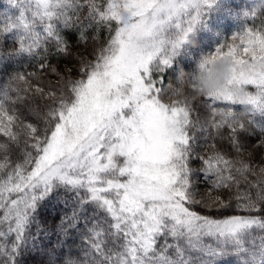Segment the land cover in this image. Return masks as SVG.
I'll use <instances>...</instances> for the list:
<instances>
[{"label":"snow or ice","instance_id":"1","mask_svg":"<svg viewBox=\"0 0 264 264\" xmlns=\"http://www.w3.org/2000/svg\"><path fill=\"white\" fill-rule=\"evenodd\" d=\"M7 3L18 14L0 20V62L38 55L50 40L65 52L62 32L83 25L85 8L87 26L105 29L108 37L93 49L92 60L81 59L80 78L67 81V93L63 88L59 95L46 92L22 73L12 75L0 92V133L7 137L0 150L21 140L24 144L21 162L12 165L7 155L0 161L3 264H19V257L33 253L42 257L41 264H57L61 257L62 264H264V167L256 173L241 158L242 135L258 127L264 137V123L254 118L264 115V25L246 28L232 43L204 55L194 71L177 70L180 87L169 88L181 99L165 102L164 74L174 69L178 50L211 0ZM256 8L264 12V0L253 6L252 16ZM5 40L16 47L5 51ZM224 56L233 67L223 88L197 94L196 72L208 58ZM185 84L195 95L184 94ZM21 92L47 96L46 111L31 110L43 121L42 130L11 106L24 100ZM197 96L208 111L204 120L192 115L191 101ZM209 129L214 137L228 140L237 158L219 150L195 155L196 133L207 139ZM193 158L202 161L199 169L191 167ZM197 171L211 181L206 198L196 199ZM233 172L245 181L247 172L257 176L250 184L257 189L255 197L251 192L235 197L236 209L244 214L216 218L194 210L196 205L217 212L229 209L230 203L211 193L234 184L239 188ZM61 197L65 204L71 202L72 212L57 226L65 237L60 243L75 244L71 232H78L80 257H73L71 248L67 254L63 247L59 254L49 251L31 233L42 204Z\"/></svg>","mask_w":264,"mask_h":264},{"label":"trees","instance_id":"2","mask_svg":"<svg viewBox=\"0 0 264 264\" xmlns=\"http://www.w3.org/2000/svg\"><path fill=\"white\" fill-rule=\"evenodd\" d=\"M259 3L260 0L253 4H247L243 0H211V3L205 6L206 10L201 14V18L194 27L193 32L189 34L188 40L178 50V55L174 58V69L164 74V83L169 80H176L177 70L194 71L199 60L204 55L214 52L221 45L232 43L233 37L243 32L244 29L259 30L264 25V12L256 8V15H251L253 6ZM247 11L250 13L248 17L245 15ZM85 13L86 8L81 12L82 26L71 30H63L62 34L67 41V50L65 52L58 51L55 42L50 40L46 45L42 46L38 55H21L14 60L5 59L0 62V79L7 72L11 63L22 61L26 74H32L29 76L36 80L37 83L59 91L61 88L67 91V81L80 78L81 59L92 60L94 58L92 55L93 49L101 46L108 37V32L105 29L101 28L97 32L94 28L87 26L88 22L84 20ZM17 14L18 9L15 6L7 3V0H0V20L5 17H14ZM82 32L83 35L81 34ZM93 37H96V39L94 40ZM2 47L6 51L16 47V44L11 40H5ZM225 50L227 49L225 48ZM41 64H44L45 67L41 68ZM45 101L47 99H41L37 95L30 98L27 102L32 110L34 109L42 114L47 110ZM233 107L236 110H240L242 106L234 105ZM33 117L37 120L34 115ZM254 118L258 123H264V115L257 113ZM37 122L39 124L43 123L41 120H37ZM209 130L207 139L204 138L205 134L200 133L199 135V133H196V156H206L212 151L219 150L226 157L237 158V154L228 140L214 137L212 130ZM222 132L225 136L227 135V129L222 130ZM262 138L264 137H262L258 127L253 129V134L241 136L244 144L241 158L250 163L256 173H259L260 168L264 167V147H259ZM202 142L206 144L201 146V150L200 148L197 149ZM212 145H215V148ZM14 156L17 157L18 155L14 154ZM233 175L239 181V188L234 184L231 189H218L211 193L213 198L219 195L226 203H230L231 207L229 209L217 212L215 209L209 211L200 205H196L194 210L202 214H210L216 218L232 214H244L236 209L235 197L238 192H251L253 197H255L257 189L251 188L250 184L256 182L257 176L253 175L252 172H247L245 173L247 181H245L243 176L235 172H233ZM204 185L207 189L196 190V199L207 197L211 181L208 180ZM71 212V204L66 205L63 202V197L49 200L39 208L31 233L33 235L38 234L40 241L49 251L55 249L56 254H59L61 247H63L64 253L67 254L69 248H71L72 256L79 257L80 250L76 247L80 243L79 233L76 231L71 232V238L76 242L75 244H72L70 240L68 243L61 245L60 242L65 237L59 233L57 227L61 218L65 215H71ZM260 215H264V213ZM82 229L83 225L81 224ZM18 261L19 264H41L42 257L34 253L25 254L19 257ZM57 264H62V257L61 260L57 261Z\"/></svg>","mask_w":264,"mask_h":264},{"label":"rangeland","instance_id":"3","mask_svg":"<svg viewBox=\"0 0 264 264\" xmlns=\"http://www.w3.org/2000/svg\"><path fill=\"white\" fill-rule=\"evenodd\" d=\"M243 1L247 4H253V3H256L258 0H243ZM15 73H22L26 77L29 78L30 83H32L33 85H35L37 87L44 88L46 92L55 91L57 93V95H59V92H60L59 90L43 86V85L37 83L36 80H33L28 74H26L22 61H16L14 63H11L8 66L7 72H5L3 77L0 79V92H2L6 88V86H8L12 75H14ZM169 85H171L173 88H179L180 87V85L177 83L176 80H169L168 82H165L163 85L164 88L166 89L164 97H163L165 102H168V101L173 100V99H176V100L181 99L180 96H173L172 95V90H171V88H169ZM183 91H184V94L189 96V97L195 95L191 91V89L188 87L187 84H185L183 86ZM65 93H67V91H65ZM31 94H32V92H29L28 95L25 96V94L23 92H21L20 95L24 97V100L23 101H17L15 105H11V106L15 107L20 113H22L26 117L27 122L37 124L42 130L44 127V123L39 124L37 122V120L33 117V114L31 111L32 110L31 106L27 102L30 99ZM9 95L11 96V98L13 100L16 99V93L14 91L10 90ZM44 98L47 99V96H45ZM48 102L51 103L50 101H48ZM191 103L193 106V113H192L193 118L195 119V118L199 117L201 120H204L205 117L208 115V111L203 106V98L197 96L196 99L191 101ZM209 132H210V130H209ZM197 133H199V135H200L201 132L198 131ZM202 134L204 135V133H202ZM6 142H7V137H4L3 134L0 133V143H6ZM205 144H206L205 142H202L201 145L199 147H197V149L200 148V150H201V146H204ZM14 154H17L18 156L15 157ZM23 154H24V144H23V140H21L19 145L9 144L7 151L0 150V161L3 160L5 155H7L9 158V162L12 165H14L15 163L21 162L23 160ZM197 156H199V155H197ZM201 166H202V161L200 159H198V158L192 159V161H191V167L192 168L199 169ZM194 180L196 181V185H195V189H194L195 192H196V190H200L203 188L207 189V188H205L204 184L206 182H208V180L204 177V175L202 173L197 171L195 173ZM68 204H71V202L67 203L66 205H68ZM71 206H72V204H71ZM90 211H91V209H89V212ZM80 256H82V252H80ZM0 264H3V258H0ZM230 264H234V261H230Z\"/></svg>","mask_w":264,"mask_h":264},{"label":"clouds","instance_id":"4","mask_svg":"<svg viewBox=\"0 0 264 264\" xmlns=\"http://www.w3.org/2000/svg\"><path fill=\"white\" fill-rule=\"evenodd\" d=\"M233 63L230 57H210L205 68L195 75V90L197 94H209L222 89L231 76ZM219 118V112L217 113ZM239 116L236 117L238 121Z\"/></svg>","mask_w":264,"mask_h":264}]
</instances>
